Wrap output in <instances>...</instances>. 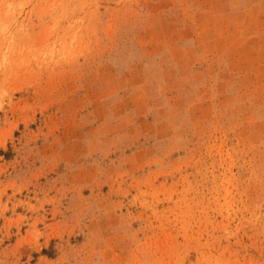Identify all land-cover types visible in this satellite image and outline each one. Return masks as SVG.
<instances>
[{
    "label": "rangeland",
    "instance_id": "rangeland-1",
    "mask_svg": "<svg viewBox=\"0 0 264 264\" xmlns=\"http://www.w3.org/2000/svg\"><path fill=\"white\" fill-rule=\"evenodd\" d=\"M0 264H264V0H0Z\"/></svg>",
    "mask_w": 264,
    "mask_h": 264
}]
</instances>
